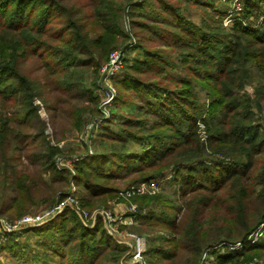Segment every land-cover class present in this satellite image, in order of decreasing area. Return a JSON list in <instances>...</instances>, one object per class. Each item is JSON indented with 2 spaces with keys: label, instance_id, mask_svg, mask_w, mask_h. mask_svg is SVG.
<instances>
[{
  "label": "trees",
  "instance_id": "1",
  "mask_svg": "<svg viewBox=\"0 0 264 264\" xmlns=\"http://www.w3.org/2000/svg\"><path fill=\"white\" fill-rule=\"evenodd\" d=\"M24 1L0 0V99L3 102L15 99L4 96L9 93L3 90L5 85H2L4 80L13 78L23 83L22 88L15 92L22 93L21 100L29 105L21 109L23 118L0 117L2 162L11 158L6 157L2 150L4 144L8 145V136L12 138L15 133L19 136L27 134L26 124L30 123V118H37L39 132L28 136L41 138L45 129L43 117L39 114L40 120L35 105L37 94L33 93L32 83L21 75L22 65L25 64L23 60L37 54L34 47L38 44L43 46L51 33H56L60 34L67 50L55 56L53 66L50 65L52 74H62L67 80H72L74 77L61 64H65V57L74 58L75 54H78L79 60V55L87 53L86 42L89 41L98 52L99 61H93L97 68L100 62L107 59L106 47L117 32L115 20L120 10L115 0H92L90 14L97 23L98 34L90 38L91 35L80 22L79 11H76L78 14L73 13L57 0ZM58 9V15L64 16V19L58 21L57 28H52L46 13ZM241 10L242 13L232 16V25L229 27L231 33L221 29L224 13L214 10L217 16L212 14L210 20L204 21L206 24L196 28L187 26L182 30L184 39L189 40L187 44L192 49V67L188 68L200 80L213 84L224 97L225 103L217 116L207 119L190 111L192 107L188 109L187 106L191 101L184 97L186 88H162L157 92L152 91L157 87L149 84L146 90L149 99L141 98L146 102V109L140 113L142 117H127L114 129L112 126L102 127L101 153L97 157H85L72 163L75 173L71 175L83 190V205L100 198L111 179L127 177L148 168L155 172L167 168L173 173L171 179L164 182L176 187L175 193L180 198L189 197L191 201L181 220H177L179 207L169 211L163 208L160 201L164 195H158L153 203L159 206L158 212L153 211V208L145 214L137 210L136 220H139L143 229L166 228L170 232L166 236L155 235L149 240H156L159 244L146 248L143 253L145 264H199L203 250L211 247L212 238H206L210 232L219 237L224 236L228 245L237 241L243 243L242 249L226 250L217 255L215 264H231L238 257L247 260L249 257L264 256V229L261 227V224L264 225V129L261 133L258 125L252 121V107L263 100L264 84L262 91L255 93V99L245 95L244 102L237 103L233 97L247 79H253V69L264 78V31L247 25L245 20L247 15L253 13L264 17V0H243ZM43 12L44 19H26L27 14L33 16L34 13ZM213 16L219 20V27L215 31L214 25L210 23ZM181 26L178 25V28L182 29ZM179 36L180 32H176L175 38ZM88 54L91 51L88 50ZM171 79L175 82L174 86L183 82L184 85H190L192 82L190 76ZM54 80L56 90L67 94V86L60 79ZM36 84L43 86L39 82ZM168 92L171 93L167 97ZM137 106L143 108L144 102L141 101ZM78 124L71 123L73 126ZM201 129L204 136L201 135ZM39 142L40 150L30 151L27 156H33L31 163L35 165V173L15 171L8 165L3 171V184L10 182L8 186L12 187L14 193L12 205L16 207L17 216L23 213L18 208L26 209V202H34L37 194V197L46 194L43 200L52 201L51 204L55 206L70 191L69 188L62 193L59 189L58 184H67L69 177L62 173L61 167L56 169L59 151L56 143L45 138ZM47 171L52 175L45 180L42 176ZM146 176H143L142 182L149 179L150 175ZM40 188L41 191L36 193ZM222 191L234 203L229 207L230 213L234 212L230 219L222 218L218 213L219 203L210 201L206 195ZM5 197L0 191L1 207ZM251 202H255L254 207H250ZM207 207L214 208V217L208 219L203 213ZM65 211L66 217H55L40 227L32 228L41 235L35 241L37 247L44 249L41 255L35 257L34 264H101L100 260L105 264H121L124 248L117 245L103 229L100 232L98 229L88 230L74 212L69 209ZM257 234L259 236L255 241L250 242ZM9 236L13 240L18 234L11 233ZM68 258L71 262H68ZM181 258L182 262H179ZM27 263L33 264L25 260Z\"/></svg>",
  "mask_w": 264,
  "mask_h": 264
},
{
  "label": "rangeland",
  "instance_id": "2",
  "mask_svg": "<svg viewBox=\"0 0 264 264\" xmlns=\"http://www.w3.org/2000/svg\"><path fill=\"white\" fill-rule=\"evenodd\" d=\"M28 1L30 0L24 2ZM57 1L73 13L80 12V22L84 24L85 31L91 35L90 38L98 34L97 23L93 21L90 14L92 0ZM115 1L117 7L120 6L115 20L117 32L114 34L112 42L106 47L107 59L100 62L97 68L93 61H99L98 52L93 43L89 41L86 42L87 53L79 55V60L78 54H75L74 58L65 57V64H61L68 74L74 77L72 80H67L62 74H52L50 65L53 66L55 56L67 50L66 45L60 39V34L56 33H51V37L46 39L43 46L38 44L34 47L37 54L23 60L25 64L22 65L21 75L32 83L33 93L37 94L35 105L38 115L43 117L45 129L41 138L28 136L39 132L37 118L32 117L30 123L26 124L27 134L19 136L15 133L16 137L12 138L8 136V145L4 144L2 148L5 151V156L11 158H7L4 162L0 161V191H3L6 196L3 198V206H0V264H25V260L34 264L35 257L41 255L44 249L37 247L35 241L41 235L32 228L40 227L55 217H66V209L74 212L86 229L94 231L98 229V232L103 229L106 235L117 242V245L124 248L121 264L132 263L130 255L133 249L128 246V243H134L136 238L142 239L149 248L159 244L156 240L149 241L153 236L170 234L166 228L143 229L139 220H136L138 209L144 214L151 211V208L158 212L159 206H155L153 203L158 195H164L160 203L163 208H166V211L179 207L177 220H181L182 216L187 213L191 199H188L189 197L180 198L179 194L175 193L176 187L164 182L173 176V173L167 168L160 172L148 168L127 177L111 179L105 185L107 188L103 189L104 194L100 198L93 199L92 202L83 205L81 199L83 190L74 182L75 178L72 175L75 173V167L72 163L75 157L94 158L101 153L102 127L112 126L114 129L121 125V121L127 117L141 116L142 110L146 109L145 99L150 97L146 94L149 84L157 87L152 90L157 92L162 88H186L187 92L184 97L191 101L187 106L188 109L192 107L190 111L197 112L207 119L217 116L225 103L224 97L217 92L213 84L200 80L188 68L192 67V49L187 44L189 40L184 39L185 34L183 35L182 30L187 26L196 28L206 24L204 21L210 20L214 10L221 14L224 13L221 21L222 27H220L226 33H231L229 27L232 25V16L242 13L243 0ZM59 11L58 9L56 12L46 13L48 19L51 20L52 28H57L58 21L64 19V16L58 15ZM261 11L260 9L259 12ZM44 15V12L34 13L33 16L27 14L26 19L31 17L32 21H37L36 19H44ZM214 15L217 16V14ZM212 20L210 23L214 25L213 30L215 31L219 27V20L215 17ZM245 20L247 25L264 31V17L259 13L249 14ZM178 25H183L182 29L178 28ZM175 31L180 32L177 39ZM174 41H177L175 44H180L181 41L184 43L175 45ZM88 50L91 51L90 55ZM109 57L115 60L113 65L109 64ZM70 63L77 65L69 66ZM94 67L96 71L93 73ZM252 74L253 79H247L239 91H235L236 94L233 97L237 103L244 102L245 95L255 99V93L258 90L262 91L264 78L257 70L253 69ZM187 76H190V81L192 80L190 85H184L185 82H183L174 86L175 82L171 78L183 79ZM54 79H60L63 85L67 86V94L56 90ZM36 82L43 86L37 85ZM2 85H5L3 90L9 93L4 96L15 99L12 98L5 102L0 99V117L23 118L21 109H26L29 105L21 100L22 93L15 92L16 89L22 88L23 83L12 78L4 80ZM11 93L16 94L11 95ZM169 93L171 92L166 94L167 97ZM172 96L174 97V95ZM262 97L263 100L256 104L259 109L255 105L252 107L254 112L252 121L254 125H258L257 128L261 133L264 129V93ZM141 101L144 102V107L138 108L137 105ZM75 122L79 123L78 126L71 125ZM201 130V135L204 136L205 133L203 129ZM43 138L51 143H56L59 150L56 156L58 159L56 169L60 165L63 169L62 173L69 177L67 184H58L60 191L65 193L70 188L67 197L71 196L77 203L66 198L59 211L55 210L49 214L47 210L52 208L54 203L51 204L52 201L43 200L46 194L39 195L41 197H37V194L34 202H26V209L17 207L23 211L21 215L17 216L15 214L16 207L12 205L14 193L11 190L12 187L8 186L10 182L3 184V171L5 165H8L15 171L24 170L35 173V165L31 163L33 156L29 158L27 156L30 151L40 150L39 141ZM14 148H17L18 151H15ZM50 175H52L51 172L47 171L42 177L47 180ZM145 175H150V177L142 182ZM141 184L145 185L142 187ZM41 189L36 193H39ZM206 195L210 197V201L214 200L219 203L218 213L222 218L230 219L233 216L234 212L232 211L231 214L229 207L234 203L228 198L225 191ZM254 206L255 202H251L250 207ZM39 213L45 215L40 220L30 217ZM203 213L209 219L214 217L216 212L213 207H207L203 209ZM28 214L30 215L27 216L28 219L21 220V217ZM261 227L264 229L263 224ZM157 231L159 232L157 233ZM11 233H17L18 237L11 240L9 236ZM211 234L210 232L206 236V238H212L210 240L211 247L203 250L199 264H215L217 255L226 250L236 251L243 248L241 241L228 245L224 241V236L219 237V235ZM259 234L254 235L250 242H254ZM143 260L145 261V256ZM233 261L230 263L264 264V256L249 257L247 260L238 257ZM68 262H71L70 258H68ZM179 262H182V258ZM100 263L105 264L102 260Z\"/></svg>",
  "mask_w": 264,
  "mask_h": 264
},
{
  "label": "built area",
  "instance_id": "3",
  "mask_svg": "<svg viewBox=\"0 0 264 264\" xmlns=\"http://www.w3.org/2000/svg\"><path fill=\"white\" fill-rule=\"evenodd\" d=\"M109 64L110 65H113V63L115 62V60L111 57H109ZM81 158H80V156H78V157H75L74 158V160H73V162H76V161H78V160H80ZM59 167H60V165H58ZM142 185V187L145 185V184H141ZM71 187H73V186H71ZM68 195V194H67ZM67 195L65 196V198L63 199V200H61L58 204H56L55 206H53L52 208H50V209H48L47 211H48V213L50 214V213H53L55 210L56 211H59L60 209V207H62V205L64 204V200L66 199V198H69V199H71L73 202H75V203H77V201L76 200H73L72 198H71V196H68L67 197ZM46 211V212H47ZM27 216H30L29 214L28 215H25V216H23V217H21L22 219L21 220H23V218L24 219H28L27 218ZM45 215H43L42 213H39V214H36V215H32V216H30L31 218H37L38 220H40V219H42L43 217H44ZM86 226H88V224H86ZM128 246H130L132 249H133V251H132V253H131V255H130V257H131V262L132 263H137V264H145V262H144V260H143V253H144V251L146 250V248H147V245H146V243L142 240V239H139V238H136L135 240H134V243H128ZM131 263V264H132Z\"/></svg>",
  "mask_w": 264,
  "mask_h": 264
}]
</instances>
